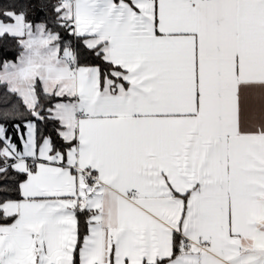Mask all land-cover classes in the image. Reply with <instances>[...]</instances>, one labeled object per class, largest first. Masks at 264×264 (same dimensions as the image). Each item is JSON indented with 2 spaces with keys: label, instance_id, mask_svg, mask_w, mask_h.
<instances>
[{
  "label": "snow or ice",
  "instance_id": "obj_1",
  "mask_svg": "<svg viewBox=\"0 0 264 264\" xmlns=\"http://www.w3.org/2000/svg\"><path fill=\"white\" fill-rule=\"evenodd\" d=\"M0 264H264V0H0Z\"/></svg>",
  "mask_w": 264,
  "mask_h": 264
}]
</instances>
